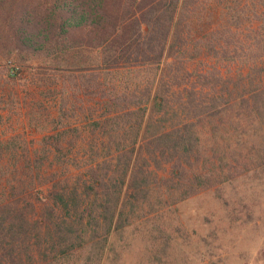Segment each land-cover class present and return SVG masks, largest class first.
<instances>
[{"label":"trees","instance_id":"trees-1","mask_svg":"<svg viewBox=\"0 0 264 264\" xmlns=\"http://www.w3.org/2000/svg\"><path fill=\"white\" fill-rule=\"evenodd\" d=\"M236 1L0 0V56L45 57L68 69L96 64L101 74L60 79L61 108L67 96L96 99L105 128L82 166L72 164L82 168L76 175L61 160L79 135L67 150L55 136L34 161L0 169V264H101L115 256V241L127 240L119 231L127 205L131 215L164 194L184 200L250 169L258 159L251 134L264 125V0H251L246 30L213 28L219 36L199 51L204 24ZM118 120L127 129H106ZM51 156L58 166L44 164ZM151 164L166 174L151 182Z\"/></svg>","mask_w":264,"mask_h":264},{"label":"rangeland","instance_id":"rangeland-1","mask_svg":"<svg viewBox=\"0 0 264 264\" xmlns=\"http://www.w3.org/2000/svg\"><path fill=\"white\" fill-rule=\"evenodd\" d=\"M251 8V0H237L217 9L212 21L204 24L209 25L204 28L208 33L207 37L200 38L199 51L203 54L206 49L201 46L219 36L211 31L213 28L221 31L241 25L246 30L252 18ZM232 34L243 35L242 32ZM197 40L191 42L190 56L194 58L199 53L194 47ZM12 69L16 74L10 78L8 74ZM85 73L101 74V71L96 64L88 62L68 69L52 64L45 57H32L25 62L20 56L9 59L0 56V169L3 172L7 167L25 166L28 158V162L34 161L42 153L41 144L55 136H64L62 149L67 150L70 147L66 142L79 135L73 155L61 160L71 165L82 166L84 150L91 144L100 146L105 134L100 101L67 96V105L61 108L60 79L67 74L82 76ZM256 83L253 86H257ZM241 91V88L236 89L234 95ZM117 123L119 126L115 124L106 129L117 131L123 126L127 129L124 121ZM159 126L153 131L162 130ZM260 130L251 134L255 144L249 148L257 154V161H250V166H255H249L250 169L240 166L236 173L232 172L235 179L223 184L218 181L220 178L212 180L184 200L177 194L152 198L139 203L137 211L131 215L127 205L119 229L125 232L127 240L115 241V256L111 254L101 264H264V148L261 147L264 125ZM149 132L150 129L146 135ZM49 158L44 161L46 166L50 165V160L51 165H59L54 157ZM164 169L151 164L150 181L154 175L166 174ZM81 171L82 168L72 165L68 174L76 175ZM6 178H13L12 171ZM1 181L0 196L6 185L4 176Z\"/></svg>","mask_w":264,"mask_h":264},{"label":"built area","instance_id":"built-area-1","mask_svg":"<svg viewBox=\"0 0 264 264\" xmlns=\"http://www.w3.org/2000/svg\"><path fill=\"white\" fill-rule=\"evenodd\" d=\"M10 72H11V74H15V70L14 69H12Z\"/></svg>","mask_w":264,"mask_h":264}]
</instances>
